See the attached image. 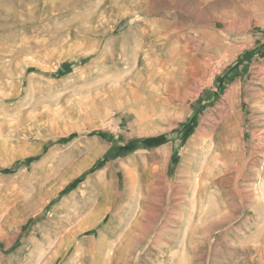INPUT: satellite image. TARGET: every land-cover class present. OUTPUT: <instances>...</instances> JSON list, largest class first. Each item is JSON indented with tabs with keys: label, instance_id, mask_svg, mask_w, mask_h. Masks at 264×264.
Wrapping results in <instances>:
<instances>
[{
	"label": "rangeland",
	"instance_id": "1",
	"mask_svg": "<svg viewBox=\"0 0 264 264\" xmlns=\"http://www.w3.org/2000/svg\"><path fill=\"white\" fill-rule=\"evenodd\" d=\"M0 264H264V0H0Z\"/></svg>",
	"mask_w": 264,
	"mask_h": 264
},
{
	"label": "bare ground",
	"instance_id": "2",
	"mask_svg": "<svg viewBox=\"0 0 264 264\" xmlns=\"http://www.w3.org/2000/svg\"><path fill=\"white\" fill-rule=\"evenodd\" d=\"M161 37H163L162 35H161ZM150 47V46H149ZM146 50V49H145ZM151 50V49H150ZM149 50V51H150ZM154 51V50H153ZM145 52V51H144ZM155 52V51H154ZM153 52V53H154ZM138 54H139V50H138ZM152 54V53H151ZM141 55V54H140ZM144 55V54H143ZM150 58H151V56H150ZM133 62V61H132ZM147 64V63H146ZM147 66H148V64H147ZM149 67H150V65H149ZM150 70V69H149ZM122 102V101H121ZM211 122V121H210ZM219 127V126H218ZM248 127V126H247ZM208 131V130H207ZM245 132V131H244ZM212 133V132H211ZM243 133V132H242ZM241 134V133H240ZM208 135V134H207ZM243 135V134H242ZM241 135V136H242ZM238 159V158H237ZM70 177V176H69ZM114 180H115V178H114ZM114 185V184H113ZM115 191V190H114ZM117 194V193H116ZM114 200V199H113ZM107 208V207H106ZM95 221V220H94ZM81 224V223H80ZM91 227V226H90ZM86 228H89V226L88 227H84V229H86ZM83 228H80V229H78V231H81ZM78 234V233H77ZM76 235V234H75ZM75 237V236H74ZM127 250V249H126ZM131 251V250H130Z\"/></svg>",
	"mask_w": 264,
	"mask_h": 264
}]
</instances>
